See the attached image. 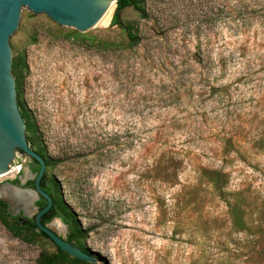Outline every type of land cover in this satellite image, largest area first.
<instances>
[{
	"label": "rangeland",
	"instance_id": "1",
	"mask_svg": "<svg viewBox=\"0 0 264 264\" xmlns=\"http://www.w3.org/2000/svg\"><path fill=\"white\" fill-rule=\"evenodd\" d=\"M114 8L85 33L23 9L9 38L68 213L48 227L91 264H264V0H141L110 26ZM32 175L15 160L0 187ZM53 253L0 223V264Z\"/></svg>",
	"mask_w": 264,
	"mask_h": 264
},
{
	"label": "water",
	"instance_id": "2",
	"mask_svg": "<svg viewBox=\"0 0 264 264\" xmlns=\"http://www.w3.org/2000/svg\"><path fill=\"white\" fill-rule=\"evenodd\" d=\"M115 2L116 0H0V177L10 172L19 153L35 161L38 166L36 174L31 178L33 189L22 187L25 180H20L17 185L4 183L0 187V194L10 203L11 208L20 209L25 218H31L28 213L34 207V202L41 197L45 205L33 215L35 231L41 232L55 248L68 257L89 264L95 262L94 258L58 236L47 224L40 223L41 216L51 207V199L39 187L45 169L44 162L28 147L24 122L17 108L9 38L17 29L23 9L33 15L42 14L59 27L85 33L104 17ZM6 191L14 192L16 196L4 197Z\"/></svg>",
	"mask_w": 264,
	"mask_h": 264
},
{
	"label": "trees",
	"instance_id": "3",
	"mask_svg": "<svg viewBox=\"0 0 264 264\" xmlns=\"http://www.w3.org/2000/svg\"><path fill=\"white\" fill-rule=\"evenodd\" d=\"M141 3V0H116L115 2V8L112 14V17L110 19L109 25L110 26H118V13L125 9V8H132L134 10H137L141 12L139 5ZM124 34L126 35L127 40V46L128 47H134L138 44V39L136 36L132 33L130 26H125L122 28ZM11 65L13 69L14 74V85H15V93H16V102H17V108L19 111V114L24 122L25 126V134L28 135L26 137V142L28 147L30 148V145L34 143V121L32 120L28 110L24 107V105L17 99L18 94V88H19V78H18V71L19 68L17 66V63L11 60ZM36 154L41 157L40 151H36ZM42 158V157H41ZM44 162V166L47 167V161H45L42 158ZM35 163V162H34ZM38 170V166H33L31 168V172L33 174H36ZM10 184H16L17 180L14 179L9 182ZM25 187H28L30 189H33V179L26 182ZM39 187L40 189L46 193L50 199H51V207L50 209L41 216L40 223L42 225L47 224L51 219L58 218L60 219L64 224L67 223L68 213L61 212L59 208L60 206V199L58 198L59 194V186L55 181L47 182L45 180L44 173L39 181ZM45 205V201L39 197L35 202L34 206L36 207L37 211L40 210ZM0 208L3 212L4 217H0V223L14 236H19L21 233H24L25 235L29 237H43L46 239V237L41 232L35 231V226L32 218H24L21 217V213L19 212L16 215H11L6 211V204L3 202H0ZM9 219V223L6 221V219ZM49 241V240H48ZM67 242L71 243L72 239L68 238L66 240ZM50 242V241H49ZM52 244V243H51ZM73 244V243H71ZM74 245V244H73ZM54 247V246H53ZM91 254V253H87ZM67 262H71L73 264H89L85 263L73 258L68 257L65 253L59 251L57 248L54 247V253L49 256H40L37 264H64Z\"/></svg>",
	"mask_w": 264,
	"mask_h": 264
},
{
	"label": "flooded vegetation",
	"instance_id": "4",
	"mask_svg": "<svg viewBox=\"0 0 264 264\" xmlns=\"http://www.w3.org/2000/svg\"><path fill=\"white\" fill-rule=\"evenodd\" d=\"M15 160L18 161V162H20V163H23L25 166H28V167H30V168H32L33 166H36V165H37V163H36L35 161H33L32 159L26 157V156H25L24 154H22V153H19L18 156H16ZM34 162H35V163H34ZM15 179L17 180V183L14 184V185L19 184V182H20L19 177H18V178H15ZM26 182H27V181H26ZM26 182H25V184H26ZM25 184H23L22 187L27 188V189H30V188H28V187H25ZM12 215H15V214H12Z\"/></svg>",
	"mask_w": 264,
	"mask_h": 264
},
{
	"label": "bare ground",
	"instance_id": "5",
	"mask_svg": "<svg viewBox=\"0 0 264 264\" xmlns=\"http://www.w3.org/2000/svg\"><path fill=\"white\" fill-rule=\"evenodd\" d=\"M109 13H110V11H109ZM108 15H109V14H108ZM108 15H107V16H108ZM102 20L105 22V16L102 18ZM107 20H108V19H107ZM102 23H103V22H102ZM106 23H107V22H106ZM8 195L11 196V197H12V196H16V194H15L14 192H9V191H6L5 194H3L4 197H5V196L7 197ZM24 203H25V202H24ZM25 205H26V204H25Z\"/></svg>",
	"mask_w": 264,
	"mask_h": 264
}]
</instances>
